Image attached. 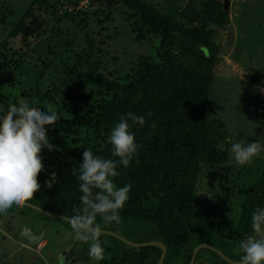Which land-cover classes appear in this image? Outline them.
<instances>
[{
  "label": "trees",
  "instance_id": "16d2710c",
  "mask_svg": "<svg viewBox=\"0 0 264 264\" xmlns=\"http://www.w3.org/2000/svg\"><path fill=\"white\" fill-rule=\"evenodd\" d=\"M163 1L160 8L145 0H31L12 20L10 3L0 0V104L25 100L41 109L51 106L61 116L46 126L55 149L42 151L41 189L27 203L64 217L80 204L72 168L82 163L83 151L117 159L108 143L112 127L128 112L145 116L142 127L128 121L141 147L128 167L118 166L114 181L131 186L119 223L140 227L125 236L162 243L160 264H189L199 244L209 247L196 251L193 264H231L215 250L239 261L237 245L252 234L251 214L264 207V153L230 168L231 178L221 176V196L214 204L200 194L201 179L214 178L215 167L230 159V144L216 127L208 96L220 52L216 27L225 25L228 10L223 0H201L198 7L190 0L181 7ZM113 10L131 39L153 42L151 54L109 68L116 57H108V36L94 31L89 19L101 24L112 19ZM115 224L102 223L101 229L120 233ZM102 236L111 240L102 243L107 259L101 263L155 264L160 258L156 245Z\"/></svg>",
  "mask_w": 264,
  "mask_h": 264
},
{
  "label": "rangeland",
  "instance_id": "374dc122",
  "mask_svg": "<svg viewBox=\"0 0 264 264\" xmlns=\"http://www.w3.org/2000/svg\"><path fill=\"white\" fill-rule=\"evenodd\" d=\"M5 1L13 8L10 19L16 20L31 0ZM145 1L159 5L160 8L164 4L163 0ZM174 1L177 7H181L186 0ZM190 1L195 7L200 6L201 0ZM83 3L84 1L80 2ZM228 3L227 22L222 28L216 27L214 37L220 46L217 60L212 67L213 79L208 92L215 113L214 120L217 129L233 142L246 144L259 140L264 143V86L254 85L241 76L253 75L264 82V0H229ZM244 7L246 11H242ZM111 15V20L101 24L94 18L89 19L94 31H98L101 36H108V57H116L109 68L126 66L138 54H151L153 42L150 44L149 40L134 41L128 33L121 30L119 14L113 10ZM98 17L103 18V15L99 14ZM72 29L74 28H70L71 34L80 37L81 33ZM11 44L18 45L14 39ZM237 167L239 166H235L234 161L229 159L225 164L215 167L214 178L206 176L201 179L200 194L207 199L208 204H214L221 196V176L225 174L226 178H231L233 174L229 169ZM115 226L120 233L113 232V235L130 244H140L125 236L132 235L129 230L140 227L132 228L133 225L129 227L126 223H117ZM28 232L33 236L42 233L45 242L40 239L36 243L28 244ZM71 232L68 222L45 219L33 209L14 205L7 213L0 214V264H104L90 258L89 245L76 241L70 235ZM99 239L103 244L111 240L104 236ZM43 242L46 243L43 248H35ZM103 259H107L105 252Z\"/></svg>",
  "mask_w": 264,
  "mask_h": 264
},
{
  "label": "clouds",
  "instance_id": "9594fccd",
  "mask_svg": "<svg viewBox=\"0 0 264 264\" xmlns=\"http://www.w3.org/2000/svg\"><path fill=\"white\" fill-rule=\"evenodd\" d=\"M229 2V0H228ZM149 117L151 112L147 114ZM61 116L51 106L40 107L35 103L20 100L18 104L5 107L0 104V214L15 206L31 201L40 191L39 175L44 171V149L49 152L55 146L49 142L46 126H53ZM141 127L146 119L143 115L128 112L120 116L108 136L111 156L104 158L94 154L91 148L82 153V163L72 168L79 181V206L73 207V215L67 217L76 241L89 245V257L95 261L103 259L104 247L99 239L102 224L120 222L119 212L128 199L130 185L118 187L115 178L120 175L119 165L128 167L141 145L136 143L128 121ZM155 128V122L150 125ZM229 157L237 166L250 163L253 157L264 152V143L259 140L232 142ZM97 217L100 218L99 222ZM252 234L245 236L237 245L238 264H264V207H256L251 214Z\"/></svg>",
  "mask_w": 264,
  "mask_h": 264
},
{
  "label": "water",
  "instance_id": "95a60500",
  "mask_svg": "<svg viewBox=\"0 0 264 264\" xmlns=\"http://www.w3.org/2000/svg\"><path fill=\"white\" fill-rule=\"evenodd\" d=\"M228 3V0H223V8L226 9L227 8V4ZM244 79L248 80L249 82H251L252 84L254 85H257V86H264V82H262L259 78H257L256 76H253V75H249V74H242L241 75ZM23 205H27V206H30L36 210H39L40 212L44 213V214H47L49 216H53V217H57V218H60V219H63V220H67V217H64V216H59V215H56V214H53V213H50V212H47L45 210H42L40 209L39 207L37 206H34V205H31L29 203H25ZM101 233H108V234H112L113 235V232L111 233L110 231H106V230H102L101 229ZM41 236H42V233H40L39 235L37 236H33V235H30V233H26V242L28 243H36L38 242L40 239H41ZM115 236V235H114ZM117 237V236H115ZM119 238V237H117ZM120 239V238H119ZM122 240V239H121ZM124 241L125 243L127 244H130L129 242H127L126 240H122ZM146 244H152V245H156L158 246L160 249H161V255H160V258L159 260L155 263V264H160V262L162 261V258H163V255H164V252H165V247L162 243L160 242H157V241H150V242H144V243H140V244H133L131 243L130 245H133V246H142V245H146ZM200 247H209L208 245L206 244H199L198 246H196L193 251H192V254H191V257H190V264H193V259H194V256L196 254V251L200 248ZM225 261L231 263V264H238V262H234L232 260H230L229 258H227L226 256H224L223 254H221L220 251L218 250H215Z\"/></svg>",
  "mask_w": 264,
  "mask_h": 264
},
{
  "label": "crops",
  "instance_id": "0c3cea01",
  "mask_svg": "<svg viewBox=\"0 0 264 264\" xmlns=\"http://www.w3.org/2000/svg\"><path fill=\"white\" fill-rule=\"evenodd\" d=\"M232 2H234V1H236L237 2V0H231ZM240 2H243V1H247V0H239ZM254 3H256V1L254 2ZM229 4V3H228ZM242 11H246V7H244V9H242ZM233 16H235V15H233ZM244 20V19H243ZM44 242H45V239L43 240ZM44 242L41 244V245H39L38 247H35L36 249H38V248H43L44 247Z\"/></svg>",
  "mask_w": 264,
  "mask_h": 264
},
{
  "label": "built area",
  "instance_id": "2783aa9c",
  "mask_svg": "<svg viewBox=\"0 0 264 264\" xmlns=\"http://www.w3.org/2000/svg\"><path fill=\"white\" fill-rule=\"evenodd\" d=\"M68 8V10L70 9V7H67Z\"/></svg>",
  "mask_w": 264,
  "mask_h": 264
}]
</instances>
